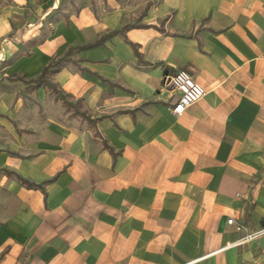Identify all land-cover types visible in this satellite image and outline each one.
<instances>
[{
  "label": "crops",
  "instance_id": "0c3cea01",
  "mask_svg": "<svg viewBox=\"0 0 264 264\" xmlns=\"http://www.w3.org/2000/svg\"><path fill=\"white\" fill-rule=\"evenodd\" d=\"M0 264H264V0H0Z\"/></svg>",
  "mask_w": 264,
  "mask_h": 264
},
{
  "label": "built area",
  "instance_id": "2783aa9c",
  "mask_svg": "<svg viewBox=\"0 0 264 264\" xmlns=\"http://www.w3.org/2000/svg\"><path fill=\"white\" fill-rule=\"evenodd\" d=\"M172 83L180 92L179 97L171 107L173 114L176 116L183 114L191 104L206 94L205 87L186 69L176 71L172 76ZM233 221V218H228V222L232 223ZM252 236L253 233H249L245 238H250Z\"/></svg>",
  "mask_w": 264,
  "mask_h": 264
},
{
  "label": "trees",
  "instance_id": "16d2710c",
  "mask_svg": "<svg viewBox=\"0 0 264 264\" xmlns=\"http://www.w3.org/2000/svg\"><path fill=\"white\" fill-rule=\"evenodd\" d=\"M101 40H102V39H98V40H96V41H94V42H88V43L84 44V46L94 45V44H96V43H99ZM58 62H59V61H57V62L54 63V64H48V65H46V66L43 68L41 74L38 76L37 81H38L39 83L45 82V83H47V84H51V82L48 81L45 77H46L47 72L49 71V68H50L52 65L57 64ZM53 89H55V91L57 92V97L60 98V99H62L66 105L70 106V105L72 104V102L68 99V96H67L65 93H63V92L57 90L55 87H53ZM81 113H82L83 115H85V112H81ZM24 181H25L26 183L30 184V181H28V180H24Z\"/></svg>",
  "mask_w": 264,
  "mask_h": 264
}]
</instances>
